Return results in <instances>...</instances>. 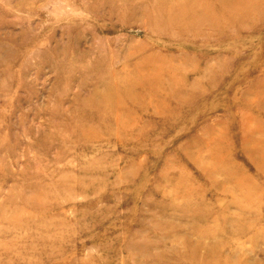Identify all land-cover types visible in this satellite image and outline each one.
<instances>
[{"label":"rangeland","instance_id":"1","mask_svg":"<svg viewBox=\"0 0 264 264\" xmlns=\"http://www.w3.org/2000/svg\"><path fill=\"white\" fill-rule=\"evenodd\" d=\"M0 264H264V0H0Z\"/></svg>","mask_w":264,"mask_h":264}]
</instances>
